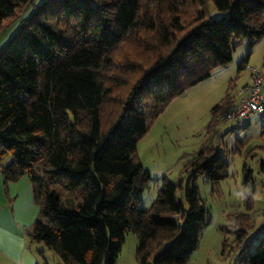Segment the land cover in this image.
<instances>
[{
  "label": "trees",
  "instance_id": "16d2710c",
  "mask_svg": "<svg viewBox=\"0 0 264 264\" xmlns=\"http://www.w3.org/2000/svg\"><path fill=\"white\" fill-rule=\"evenodd\" d=\"M31 1L0 0V29ZM209 1L220 16L210 18ZM244 38H264V0H44L0 50V169L4 185L30 178L39 206L30 240L64 264H115L133 232L138 264H186L208 223L195 179L216 183L225 162L200 148L185 186L164 180L144 208L150 175L136 146ZM229 220L235 241L252 233L248 215ZM235 250L239 264H264V227Z\"/></svg>",
  "mask_w": 264,
  "mask_h": 264
},
{
  "label": "rangeland",
  "instance_id": "374dc122",
  "mask_svg": "<svg viewBox=\"0 0 264 264\" xmlns=\"http://www.w3.org/2000/svg\"><path fill=\"white\" fill-rule=\"evenodd\" d=\"M43 1L32 0L3 21L0 50ZM208 7L210 18L221 15L210 1ZM120 52L123 54L125 50L121 48ZM247 55V64L262 71L264 84V38L252 46L249 38L233 42L231 59L215 67L209 77L171 99L136 146L137 158L150 175L139 200V206L144 208L151 205L164 180L181 181L185 186L188 178L184 166L200 148L217 152L225 162L222 178L216 183L212 184L202 175L195 179L208 223L202 227L198 245L186 264H239V253L235 249H241L249 235L241 243L235 241V229L229 218L248 215L252 226L246 234L264 222V173L261 170L264 114L254 113L240 120L224 121L217 115L228 107L221 108L215 117L212 113L213 107L221 105L227 95L232 100L240 97L239 88L249 80V71L239 70L238 64ZM215 119L214 127L211 124ZM9 159L7 156L1 163ZM177 196L187 208L183 191H178ZM224 241L227 246L223 249ZM136 244V234L127 232L115 264H138ZM41 249L45 264H64L51 248L43 245Z\"/></svg>",
  "mask_w": 264,
  "mask_h": 264
},
{
  "label": "crops",
  "instance_id": "0c3cea01",
  "mask_svg": "<svg viewBox=\"0 0 264 264\" xmlns=\"http://www.w3.org/2000/svg\"><path fill=\"white\" fill-rule=\"evenodd\" d=\"M38 209L30 178L23 175L4 185L0 169V264L45 262L41 255L43 244L33 243L29 237Z\"/></svg>",
  "mask_w": 264,
  "mask_h": 264
},
{
  "label": "built area",
  "instance_id": "2783aa9c",
  "mask_svg": "<svg viewBox=\"0 0 264 264\" xmlns=\"http://www.w3.org/2000/svg\"><path fill=\"white\" fill-rule=\"evenodd\" d=\"M245 69L249 71V80L239 88L240 97L232 106L217 115L218 119L231 121L247 118L254 113L264 114L263 73L247 63ZM263 227L264 222L247 236L242 247L252 245Z\"/></svg>",
  "mask_w": 264,
  "mask_h": 264
}]
</instances>
